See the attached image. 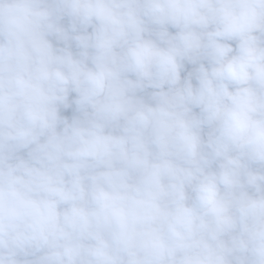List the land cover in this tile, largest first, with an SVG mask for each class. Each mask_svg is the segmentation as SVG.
Wrapping results in <instances>:
<instances>
[{"label": "clouds", "instance_id": "1", "mask_svg": "<svg viewBox=\"0 0 264 264\" xmlns=\"http://www.w3.org/2000/svg\"><path fill=\"white\" fill-rule=\"evenodd\" d=\"M0 264H264V0H0Z\"/></svg>", "mask_w": 264, "mask_h": 264}]
</instances>
